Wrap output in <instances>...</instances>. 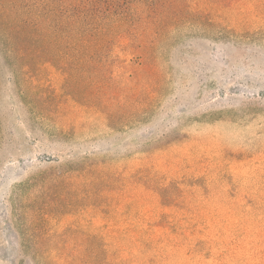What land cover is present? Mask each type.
Returning <instances> with one entry per match:
<instances>
[{
	"label": "rangeland",
	"instance_id": "obj_1",
	"mask_svg": "<svg viewBox=\"0 0 264 264\" xmlns=\"http://www.w3.org/2000/svg\"><path fill=\"white\" fill-rule=\"evenodd\" d=\"M189 3L208 25L173 30L154 77L118 47L43 64L28 99L0 63V264H95L96 243L105 264H264V0Z\"/></svg>",
	"mask_w": 264,
	"mask_h": 264
},
{
	"label": "trees",
	"instance_id": "obj_2",
	"mask_svg": "<svg viewBox=\"0 0 264 264\" xmlns=\"http://www.w3.org/2000/svg\"><path fill=\"white\" fill-rule=\"evenodd\" d=\"M209 1L213 13L220 7L231 8L234 2ZM206 12L209 13L206 7L192 8L189 0H0V63L14 68L18 94L28 99L42 96L43 89L33 82L45 76L43 64H90L98 59L107 66L110 58L121 65L124 57L115 53L118 47L129 49L136 65L142 66L144 71L137 67L134 73L145 72L154 77L155 48L168 42L178 27L190 25L193 19L201 22ZM202 25L206 27L208 23ZM75 74L67 75L71 78ZM92 89L90 83L82 85L79 98L88 102ZM98 90H94V98L100 95L98 99H106L105 93ZM139 93L136 85L123 93L115 86L114 98L122 101L117 100L107 112L115 116L133 109ZM95 250V264H105L103 245L96 243ZM49 264L58 261L52 259Z\"/></svg>",
	"mask_w": 264,
	"mask_h": 264
}]
</instances>
